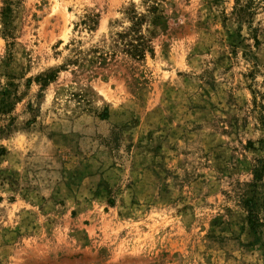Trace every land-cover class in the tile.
Returning a JSON list of instances; mask_svg holds the SVG:
<instances>
[{
	"label": "rangeland",
	"instance_id": "obj_1",
	"mask_svg": "<svg viewBox=\"0 0 264 264\" xmlns=\"http://www.w3.org/2000/svg\"><path fill=\"white\" fill-rule=\"evenodd\" d=\"M9 1L0 264H264V0Z\"/></svg>",
	"mask_w": 264,
	"mask_h": 264
},
{
	"label": "trees",
	"instance_id": "obj_2",
	"mask_svg": "<svg viewBox=\"0 0 264 264\" xmlns=\"http://www.w3.org/2000/svg\"><path fill=\"white\" fill-rule=\"evenodd\" d=\"M150 1V0H146ZM151 3H157L156 0H151ZM251 1V2H250ZM253 4L257 0H249L246 5H242L239 8V13L242 12H248L253 13L252 6H248L249 3ZM9 0H7V6L4 8L3 13L8 17L11 12V5L9 4ZM151 6V5H150ZM153 10L157 8V5L152 4L151 7ZM249 8V9H248ZM127 18L130 20L131 25L125 29L124 31L117 32V44L123 45L124 51L129 53L132 57H135L137 59H144L147 53L154 54V47L152 45V40L149 36L144 34L142 32V26L145 21V17L143 15L139 14L135 8H129L125 11ZM97 17L98 14H88L85 16V18L82 20V23L86 26H88L89 29H93L95 25H97ZM6 35H10V30L7 28L4 32ZM57 77V73L55 72H49L45 76L40 75L37 77V81L42 84V87L48 85L50 81L55 80ZM261 166H259L255 171V181H258L262 178V175L264 173V160H261ZM111 205L113 204V201H110ZM249 212H248V222L251 226V228L255 231L256 234L261 235L263 233L264 228V218H261L260 214L258 213V210L255 209L256 205L249 204ZM262 207H264V203L262 204Z\"/></svg>",
	"mask_w": 264,
	"mask_h": 264
}]
</instances>
